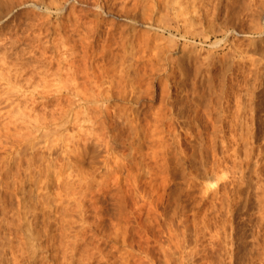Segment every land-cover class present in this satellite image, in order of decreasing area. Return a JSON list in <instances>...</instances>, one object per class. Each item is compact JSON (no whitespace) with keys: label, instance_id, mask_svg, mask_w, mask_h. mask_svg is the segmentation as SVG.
Returning a JSON list of instances; mask_svg holds the SVG:
<instances>
[{"label":"bare ground","instance_id":"obj_1","mask_svg":"<svg viewBox=\"0 0 264 264\" xmlns=\"http://www.w3.org/2000/svg\"><path fill=\"white\" fill-rule=\"evenodd\" d=\"M21 1L22 0H19V2L17 0H0V25H2L1 23H3L4 21H6L5 19L7 17H10V14L14 13V11L16 10L15 8L21 7L25 3V0L22 1L24 3H22ZM90 1H88V0H27V4L31 3V4H28V6L31 5L34 8V10H36V9L39 10V14H37L34 17V19H32V20H30L31 19L30 18L29 19L30 21L28 20L29 22L28 21H27L28 23L26 22L27 24L24 22L26 27H25V30L23 32H21V34L19 33V35H18V32L16 35H15V33L14 34L11 33L14 37L13 36L10 37V35L8 33L11 32L12 30H14V27H13V29H11V31H9V29L7 30V32H8L7 34L9 35V37L5 34V32H6L5 30H4L5 32H3L4 35L2 34L3 37L0 35L1 36L0 37V152L1 151L4 152V148L5 149L7 148V146L5 147V145L7 143V145H10V144L12 145V146L10 145L11 149L9 148L10 146L8 147L10 150V151L8 150V152L12 153V154L13 153L17 154V157L16 156H10L11 154L8 156V152L6 153V150H5V153L7 155L6 156L3 155L2 158L0 157L1 158L0 159V186L3 187V189L5 188V191L7 189L10 191L17 189V190H19V192H17V190H16L17 194L18 195H19V193L22 194L21 196H17V197L15 196L17 198V200L20 199V201L17 202L19 204V206H17V205L15 206V207H17V209H14V207L7 206L8 203L6 204V202H9L10 200H8V198H7L8 201L5 200L6 197L3 200L4 196L3 197L1 196L2 201H0V202H2V204L4 205L3 207L5 209V212H4V214H2L3 213L2 211H4V209L2 207L3 210L1 209L2 213L0 212V214H2V215H0V221L3 222L2 219L5 221V223H4L5 228H6L7 232L10 231L9 232L10 234L8 237H6L5 234H7V233H5V234L2 233V232H4L3 231L4 228H2V226L0 224V246H1V250L3 252H9V254L10 253L12 254V255L11 254L10 255H11V257L13 256L12 258H13L14 264H20L22 261V258L25 260L27 259L26 262L29 261L28 264H75V262L77 263L76 260H79L81 264H91L90 262H88V260L90 259V256H91V254H89V253H91L90 252L91 247H93V245L95 244L93 238H91V235L93 236L97 232L98 228L102 227L100 225V223L103 222V220H104L103 218L101 220L102 212H103L102 208H100L98 206L96 207V205L100 202V200L98 199L97 193L100 191L105 197V194L109 192V189L114 188V186H112V185H115L116 184L115 181L118 180V177L113 178V176L115 174L118 176V174L120 173L121 176L126 179V181L131 180L128 177H131L132 173L130 174V172H132L134 169V165H135L134 161L136 159L134 158L135 160L134 161L131 160L133 162H130V156L135 157V155H136V157L139 156L140 159L143 160V158L148 155V154H146V151H148L147 153H150L151 157L156 156L157 160H158V157H160L161 159L163 158L164 162L161 159H159L160 160L159 162L165 163L164 166H162L159 162H158L159 164L157 163L158 165H161L160 167L158 166L159 167L158 170L161 171L159 173L162 174L165 171L171 173V168L173 166L176 167V164H173L172 159L175 158L177 160L182 155H183V157H181V158L183 160L187 159V157H188L189 160L192 162V160L195 158L194 161L195 160L198 161V159H200V161H202L204 166L206 164L208 165L209 162L208 163L206 162L205 155H207V157L209 156L208 157V159H209L210 156H212L216 150H218V151H216V154L219 151L221 152V150H219V148L217 149L218 145H220V142H221L224 145V148L226 149L223 152L226 154H224L223 152L221 154H217L218 158H216L217 155H215L216 159L215 158L214 159L216 161H214L213 158L209 159V161L212 159V161H214V163H216V164H214V166H213V162L210 161L212 163V167H214L213 175L212 176L210 175L208 177L205 175L207 178L204 180L205 181L204 184H206V186H208V187H210L211 185H214L215 182L216 183L218 182L217 179L221 173H224L222 171H225V168H226V170H227V168L229 170V167L224 166L225 167L224 168L223 166H221V164L224 165L222 162L227 161L226 159H228L229 156L233 155L234 157L231 159L235 158V160L238 161L237 163L238 164L240 163L239 165L236 164L237 166H239L238 167V170H239L238 171L239 172L238 177H239L240 172H241V176L238 178L239 180L237 182L239 187H241V183L244 182L243 181L244 175H245L244 171H246L248 169L247 166H249V164L252 163V162H250V159H248V158L252 157L253 154L255 155L256 150L259 152L258 156L260 155L261 162H263L264 148L261 147L260 145L258 146V143H256L254 140L259 135V133L255 129L256 128L257 129L262 128L261 127L262 121L260 120L259 115H257L259 117V120H260L259 122H257V117H256V114L258 112V107L255 108L252 106L253 102L255 101V97H256L255 94L256 93H229V94H227V96L225 95V93L224 94L221 93V95H222L221 98L218 100H214L213 99L215 97L214 94L213 95H212V93H203L202 94V93H200L201 91L198 93L196 91L197 89H195V91L197 93H191V96L193 95L192 97H190V94H187V96H184V95L183 96L184 97H190L192 99L191 102H192V104H194L195 111H198V109L203 106V103L205 104V100L203 102L204 98L206 100L208 99L206 101V103H208V105L207 104L206 105L209 106V108L206 109L207 111L205 113L208 115V117H209V115L211 116V118L210 117L209 118L212 121V122L210 121L212 123V130L207 131V128L209 129L208 124H207V128H205L203 130H196V129H199L197 127H199V123L201 122L199 120H200V118H202V117H199V115L197 116L196 114H195L196 115L195 117L193 116L195 119L194 121L192 120V122H190L189 124L187 123L188 126L181 127L180 126L181 124H179L180 128H183V130L181 129L182 131H180V129H178L177 124L180 121L179 116H180V113L183 112V110L181 111V109H183V108L178 107L180 109V110H178L179 111L178 112L179 115H178L176 113L177 106L174 104V102H173L174 100L172 101L173 96L175 95L173 92H175V90H173V92L171 91L172 85H170L168 82H170V79H172L174 76H176V74L178 72L181 74L180 75L178 73L181 77L183 75L184 69H181L179 66L175 67L173 62H172L173 65L171 67L169 66L168 59L170 60L171 58L168 54L171 51L173 52L172 49L175 48L176 44L173 43L174 42L173 40L168 39V41L166 42V45H168L167 43L169 42V46L166 47L164 44L165 43L164 40H167L166 39L167 37L163 38V36H162L163 33L161 32V31H163V32L169 31V32H171V34H173V31L179 32L180 26H182V29H183V27L186 29V30H183L185 32V37L190 36V37H193L195 39H198V38L202 39L204 37L203 39H206V40L205 41L202 40V41H204L203 43H205V45L210 46V48H216L222 42H224V49L225 48L227 49L228 47H231V46L233 47V48L232 47L230 48V50L233 52V57L237 56V58H240L242 60H244V58H246V60H244L242 63H240L241 68H245V67H247V65H251L254 67V69H252L251 72L249 71L250 75H251V74H255V71H256L255 68L257 69L258 67H260V65H264L262 63V62H264V50H259V52H257L256 49H250L249 50L247 47H244L243 45L239 46V45L232 44L234 40H231L232 39V35H231L232 33L231 32H234V31L238 32L242 36L243 35L249 36V35H253V34H258L261 36L259 38L260 39L259 41L264 43V26H261L260 22H258L256 24H254V23L251 24V26H249L248 30H244L243 28L239 29L241 27V26L239 27V25H241L243 23L242 19H240L239 21L234 22L232 24H229V22H228L224 26V33H223L224 37H223V39L217 40L215 42H211L212 38L209 37L208 36L209 34H207L205 32L208 29H206L204 27V29H206V30H203V28L200 27L203 25L206 26L204 24V20H208L207 19L209 16L208 14L210 13L208 11L210 9L207 8V5H208L207 0H171V1L169 0L170 2L167 0V2H168L167 4L171 5V7H174L175 9H173V10H176V12H175L176 18H171L172 16H169L170 12L167 13V12H164L162 8H161L162 10L160 9V6H162V4H160V2H162L161 0H150L152 3L150 2L149 3L150 5H148V7L145 6L146 5L145 3L147 2V0H145V2L143 4L140 3V0H135V3H133L134 0H132L133 5L131 3L129 4L131 6H127V4L125 2L123 3L122 0H121V2L119 0H117L120 3L118 4V2H117L114 4L117 5V8H119V5H120L121 9L119 8L118 11L115 8L114 4H111V3L109 4V3H107L108 1L106 2V0H105V3H107V4L104 3V0H93V2L91 1V4L93 3L92 9H95L99 12L101 11L100 13L95 11L98 13V14L96 13L97 17L99 16L97 22H95V23L91 22L90 20H89L90 22H87V20L90 17L88 16L89 18L86 19L87 15L85 12H88V10L82 9L83 11H85L84 13H82L83 11L80 9H79L80 11L76 10L78 7L77 6L78 4L82 3L83 5H85L84 3H86V5H87L89 2V5H90ZM123 1H127V0H123ZM250 1L251 2H248L249 4L254 3L255 5H257V7H261L262 9H264V0H259V1L250 0ZM109 2H111V1H109ZM113 2H115V0H113L112 3ZM142 2H143V0H142ZM163 2H165V0H163ZM209 2H212V1H209ZM216 2H218V1L216 0ZM127 3H129V2H127ZM215 3H214V6H217ZM244 4H246V3H244ZM249 4H248V6H249ZM169 5H167V8H169L168 7ZM209 5H210V3H209ZM23 6H25V5H23ZM79 6H81V5H79ZM239 6L241 7V5H239ZM244 6H246V5H244ZM128 7H132V8H128ZM144 7L146 9H144ZM252 7L253 6H251L250 10H252ZM247 8H249V7H247ZM169 9H171V8H169ZM203 9H204V11H203ZM160 10L163 12L161 13ZM77 11L80 12L81 14L80 13L78 14ZM201 11L204 12V15ZM95 12H92V13H95ZM105 12L107 14H110V15L111 14L113 15V13L117 14L118 15L117 21L118 20H120L121 22L127 21V24H129V26L125 25V28H121V30L119 29L120 33L117 34L118 36L115 35V32L112 34V32L107 33L108 31L105 32L108 34V36L105 33L103 35V33H102V30L104 29L103 25L106 22H104L105 18H103L104 15L101 13H105ZM116 12H118V13H116ZM240 12H241V9H240ZM89 13H91V9H90ZM89 13H87V14L89 15ZM255 13H257V12H254V14ZM192 14L197 15L198 19L196 18L197 16L194 17ZM245 14H246V12H245ZM254 14H252V15H254ZM258 15H260V17H259L260 20L261 19L264 20V13L258 14ZM203 16H204V18H203ZM254 16H256V15H254ZM54 17H57V18H56L55 24H52ZM179 18H182V19L179 20ZM252 18H254V17H252ZM202 20H203V22H202ZM110 21H112V19ZM221 21H223V20H221ZM112 22H115L114 19ZM224 22H225V20H224ZM15 23H17V22H15ZM24 23H23V25H24ZM106 24L108 25V23H106ZM110 24H111V22H110ZM110 24L107 27H109ZM136 26H141L144 29L143 28H142L143 30L138 29ZM187 26H188V28H187ZM117 27L118 26H116L115 28H117ZM109 28H111V27H109ZM16 29L17 28H15V30ZM19 29L21 30V28H19ZM122 29H123V31H122ZM214 29L215 28H213L212 30H214ZM16 31H18V30H16ZM16 31H14V32H16ZM30 31L34 32V34L32 32V35L30 34L31 36L34 35V37L29 36V38L31 37L30 41L33 40L32 43L29 41V39L28 40L26 39L27 40L26 41L27 47L32 48V50L30 48V51H28L29 56L27 55L28 56L27 57L26 56L27 49L26 48H20V47H21L22 43L25 44L24 40H25V38L28 37V33H30ZM110 31H112V30H110ZM132 31H134V32H132ZM159 32H161L162 34H160ZM211 32H213V31H211ZM219 33H221V32H219ZM104 36H107L106 39H104ZM173 36H175V34H173ZM101 37H102V40L104 42L100 41ZM218 37L219 36H216L215 40ZM29 43H31V44H29ZM100 43H102V44H100ZM134 45H136L137 48L136 47L135 48L137 50L139 49V51L135 52L136 49L133 48ZM164 47H166V48H164ZM97 48L98 49L100 48L101 51L97 50ZM93 49H95V52H96V50L100 52V54H99V52H96V53H98L97 54L98 58L97 57L94 58V55H92L91 51H94ZM33 50L41 52L42 56H40L39 53H37L39 55L37 57L35 51H33ZM51 50L53 51V58H56V60L58 59L57 55L62 54V52L66 55L62 61L59 59L57 60V65L59 64L58 66H52V67H56V68H54L56 70H53V71H52V68H50V65L51 64L55 65V61L47 63L46 60L43 59L45 61V64L47 63L48 65L49 64L50 65L49 66L41 65L43 61L41 62V64H40V61H38L39 64H37L38 63L37 58L39 60L40 59L39 57L42 58L43 56L48 54ZM190 50H188V48H184L183 52L186 54V56H188L190 59H192V61H193L194 57H196V58L200 57L199 53H198L199 56H197V55L195 56L194 55L195 51H193V50L190 51ZM201 50H206V49L203 47ZM201 50H199V51H201ZM253 50L256 51V52H253V54L255 53L254 55L249 56V57L243 56L245 53H246L245 55H247V54H249L248 52H251ZM151 51H153V53H154V55H152V57L149 56V54H148V52L150 53ZM208 51H209V49H208ZM90 53H91V55H90ZM64 54H62V56H64ZM195 54H197V53H195ZM99 55H100V57H99ZM35 56H36V59H35ZM91 56H93V58ZM148 56L150 58H148ZM46 57H48V56H46ZM209 58L210 57L205 56L206 61L209 60ZM34 59L36 61H34ZM145 59H148L149 63H150V61L151 62L153 61V63H150V65H149L151 67V64H152L151 71H150V72H152V74L146 68L148 66L146 63H145V65L143 64V68L142 67L140 68L141 64L135 65L137 62H142V60H145ZM190 59H189V61H190ZM195 59H194V62L196 60H198V59H196V60ZM235 60L236 59H234V61ZM203 62H205V61H203ZM203 62L201 61L200 65H197V69L199 71L203 67ZM43 64H44V62H43ZM214 65H216V64H214ZM42 66H44V67H42ZM199 66H201V67H199ZM208 66H209V64H208ZM251 66H249V67L251 68ZM207 67H205V68H207ZM205 68H204V70H206ZM198 70H197L198 73L196 72L197 75L199 74ZM139 71L145 72V73L143 72V76H142V74L139 73ZM195 71H193V72H195ZM201 71H203V70H201ZM186 72L187 71H184L185 74H186ZM159 73L167 75V79L165 81V84L161 87V92L159 94V95H161V100L158 102V103H160V106L155 112H153L152 114L150 113L149 116H148V114H145L146 110L143 111L144 116H145V120L141 121L140 120V117H141L140 114L142 113L141 109L145 108V104L143 102L148 98H152L154 100L156 97V88L157 87H156L155 82L162 78ZM261 73L263 74V72H261ZM261 73H259V74H261ZM147 74H149L148 76L152 78V81H151L152 83H151V86L148 85V87L146 88V86L144 84L145 83L144 82V79H145L144 76H146ZM207 74H209V73H207ZM256 74H258V73H256ZM201 75H203V72L201 73ZM37 76H39L38 79H40V82L47 83L48 86L46 84H44V86H47V88H44L45 90L42 88V87H44L43 84H42V87L38 84L39 82L37 81L38 80ZM261 76H259V77H261ZM209 77H210V75H209ZM205 78H208V77L205 76ZM256 79H258V77H256ZM182 80H184L183 77H182ZM221 80H223V79H221ZM49 81H51V83L52 82L54 83V84L52 83V87H51V85L49 86V84H51ZM258 83L256 81V84H258ZM36 84H37V86L41 87V88L36 87L37 90L43 89L46 92L47 89H49L50 92L49 91H47V92L52 93V94L64 93L63 91H65V93H80V96L79 97L77 96V97L81 100V102L83 101L87 105V107H86L83 104L84 107L87 108L86 111L83 112V114H82L83 116L81 118L82 120H84V123L81 124L82 120L80 121L79 118L74 116L75 114L73 113V108H72V106H70V103L71 104L73 103V100H72L73 98L71 100H69L70 99L69 97H71V96H69L70 94L68 95L69 97L67 96L68 99H66V101L68 100L67 103H69V104H67L65 102L64 97L62 98L59 95L61 97V98H59L57 95H54L55 100L58 101L55 104H57L60 108L54 109L51 112H50V110H48L49 109L48 104L50 103V100L52 103V99L49 97V96H52V94L47 95L49 93L46 92L47 94L45 93L46 95H44L43 90H42L43 96H40L41 98H37V99L35 97H33V95L30 93H29V95H32V96H30V98H29V95L27 97H25V95H22V97L23 96L25 97V99H24L25 101L28 98L32 101H30L28 99L30 101V102H27L28 100L26 101L28 104H26V102H24L26 105L23 106L24 103L21 105L23 99L21 97L22 100L20 101V97H18V98L15 97V96H17L16 89H17L18 94H19V92L21 93V91H26V92L30 91V88L31 89L33 88V91H36V89H34V86H36ZM57 85L59 87L56 89L55 87ZM218 85H220V84H218ZM262 85H263V83H262ZM2 86H4L3 88H5L6 86H11L8 88V90H10L14 87L13 89L15 90V92L12 94L13 91L11 90L12 91V92L10 91L11 93H7V92L2 93L5 90L2 88ZM200 88H202V87H200ZM252 88H254V87H252ZM6 91H7V89H6ZM193 91H194V89H193ZM22 93H24V92H22ZM37 94L40 95L41 93L40 94L37 93ZM177 94L180 97H182L183 93L181 92V93H177ZM11 95L12 96L15 95V96L12 97ZM223 95H225L227 98L226 104L224 103V105L222 102L223 98H224ZM31 97L34 99H32ZM36 97H38V96H36ZM65 98H66V96H65ZM38 99H40V100H38ZM232 102H234V104H236L235 108L231 107ZM4 103L5 104L7 103V104L5 105ZM3 105H5L4 110H3V107H1ZM53 105H54V103H53ZM127 105L130 107L127 108ZM213 106H215V108H212ZM22 107H24V108L22 109ZM49 107H50V105H49ZM84 107L81 106V108H84ZM5 108H8V110L7 109L5 110ZM40 109L43 110V113L41 112L42 110H40ZM2 110L4 112L5 111L6 112L3 113ZM22 110H23V112H22ZM39 111H40V113H39ZM16 112H17V115H19L21 112L23 114L25 113V115L27 114L26 115L27 119L30 118V116H32L33 119H36L34 121H37L36 116L39 113L40 114V116L38 115L39 118L40 119L43 118V119L41 120L42 123L40 121L41 125H39L40 124L39 121H38L37 125H39V127H40V126H43L42 124H44L43 130L38 128V126L36 125L37 122H34V123L36 125L35 129L38 128L35 131L38 132L41 130L40 131L41 133L39 132L40 134H38L36 132V135L38 134V136H34L33 132L29 131L30 129L32 130V127L31 128L29 127L30 124L26 125L29 127V130H25L23 125H25L27 123H25V121H23V120L27 121V119L24 115H23V118L24 117L25 118L23 120L21 118L22 117L21 114L18 116V117L21 116L20 117L21 122H23V124L21 126L20 123L19 124L17 123V122H19L18 120H20V119H17ZM13 113H15V115ZM214 113H217V115H216L217 118L212 117V114H214ZM34 114H36V116ZM218 114H220L219 115L220 117L218 116ZM12 115H14V116H12ZM151 115L153 116V119L151 118L152 117ZM70 116H74V117L71 118ZM14 117L16 120L12 119ZM181 119H182V116H181ZM71 120H74V124L76 122L78 123V121H80L79 122L80 124H78V125L76 124L78 126L77 128H79V131L77 132L78 134H75L77 136L73 137V139L70 140L71 144L69 143L67 145L68 148L66 149V147H65V148H63V149H65L64 151L61 150L62 152L65 153L64 155L66 156V157L64 156L65 157V161H64L61 158L63 154L60 153L61 156L58 158L59 155L57 153H59V152H57V150L60 148H57L58 147L57 144L59 142V141L57 142V140L59 139V137L62 138L63 136L62 135H61L62 137L59 136L60 135L58 133L59 130L57 131L56 129H58V127H59V129H60V127L61 128L65 127L68 124V122H70ZM51 123H53L54 126H52V127L49 126V124L51 125ZM60 123H61V126H60ZM31 124H33V123H31ZM225 124H227L228 125L227 127H230V129L233 132V133L231 132L233 135H230V140L226 139V136L228 134L226 135L224 133L225 132L224 129L226 128ZM55 126L56 127L58 126V127L56 128ZM28 127H26V129ZM49 127H51L50 128L51 130L49 129ZM194 127H196V129H195V132L197 131L196 133L194 132ZM54 128L56 131L54 130ZM4 131L6 133H4ZM54 131L59 134V135L57 134L58 137L56 136L58 139L55 138V136L53 137L51 135L53 138L56 139V141L52 139V142H51L50 136H48V135H50L51 132L53 134ZM183 132L184 133L186 132L189 134L188 136H186L187 139L191 138V140L189 139V141H190L189 144L187 142L188 140L185 142V140L181 138V133L183 134ZM60 133H61V131H60ZM150 133L153 136V138L149 137ZM260 134H262L263 140H264V130H263V133H260ZM125 137H128V138L124 139ZM37 138L43 139L42 141H40V143H42V145H43L41 148H38L39 147L38 145H40L39 142L37 143L38 145L35 144L36 142L34 141V139H37ZM63 139L61 142H59L60 145L65 141V140L63 141ZM53 141H55L56 143ZM122 141H124L123 143H125L126 141L128 142L127 144L130 146H127V144H125V146L133 149L131 151V153L129 152V154L126 155V154H124L123 150H122L123 153L122 152H120L121 154L117 153V152H119V150H117L116 144L118 142H122ZM155 142H157L158 144L157 143L156 144L159 145L158 148L160 150L158 148H156L157 145L155 146V148L158 149V151L151 150L152 149L150 147L151 144H152L153 149H155L153 146V144H155ZM259 142H260V140H259ZM35 145H37V146H35ZM64 146L65 145H63V147ZM229 146L232 149H229L230 148ZM36 147L38 148V150ZM59 147H61V146H59ZM173 147H174V149L177 148L176 149L177 152L173 151L175 153V155L173 154L174 158L171 157L173 155H172V152H170V149H172ZM146 148L147 149L149 148L151 151L149 149L144 151ZM12 149H14V150L11 152ZM29 149H30V151L32 150L31 153H30ZM34 149H36V151H34ZM188 149L190 150V152L192 151L190 155L185 152V151H188ZM210 149H212L214 152L211 153V155L206 154V152L210 151ZM212 150L210 152H212ZM28 151L30 154L26 153ZM58 151H60V150H58ZM3 152H1V154H4ZM22 153H23V155H22ZM24 153L26 155H24ZM38 153H40V157L38 156L39 155ZM55 153L58 156L55 155ZM27 154L29 155V158H24L25 156H27ZM114 154H117V155L119 154L120 156H116ZM53 155L57 156V158L52 157ZM96 155L100 159V160L98 159L97 162H95L97 159ZM98 155L101 156L102 158L99 157ZM219 155H221V156L224 155V156L221 157ZM219 157H221V158H219ZM253 157L256 158V155ZM23 158L26 160V161L25 160L24 161L26 162V164L29 167L32 166L33 168H36L34 166L38 165L37 168H39V170L36 169L38 172L34 171L35 169L33 170V172H32V170H31V172H30V170H28L30 173H28V175L25 174L23 177V178L27 177L26 179H24L25 181H22V179H23L22 178L23 175L21 174L22 172L19 173V175H22L20 177L18 174L15 173L16 171L18 173V171H20L21 169H23L22 171L25 172V170H24L25 166L28 167L27 165H25L23 167L22 163L25 164V162H23ZM146 158H148V157H146ZM156 158L155 159L153 158V160L157 162ZM257 158H258L257 160L259 161V157H257ZM89 159L91 160V163H92V161L94 163H97L96 164L97 167L94 166L95 164L92 163L94 167L88 168L89 166H86V165L90 164V167L92 166ZM140 159L138 158V160H140ZM149 159L150 158H148V160H146V161H148L147 164L149 163L150 165H152L151 162H154V161L151 159L149 161ZM142 160L139 161L140 164H143ZM248 160H249V162H248ZM146 161H144V162L146 163ZM177 162L180 163V161H177ZM234 162H236V161H234ZM36 163H38V164H36ZM226 163H225V165H226ZM16 164H18V165H16ZM147 164H146V166H149V164L148 165ZM193 164H195V162H192V165ZM196 164H197V162H196ZM196 164H195V167H196ZM255 164H257V163L255 162ZM15 165H16V167H15ZM203 165L201 164L202 167H200L201 168L200 171L197 170L199 173L201 171L205 170V169H203ZM207 165H206V170H207V168L211 167L209 165L207 167ZM236 165H234V166H236ZM135 166L139 167L138 162L136 163ZM230 166H231V163H230ZM150 167H152V168H150V172L153 169L157 170V168H155V166H153V165ZM175 167H174V169H175ZM212 167L210 169H213ZM263 167H264V163H263ZM15 168H17V169H15ZM33 168H30V169H33ZM217 168H218V171H216ZM219 168H221V169L219 170ZM261 168L259 169L260 171L258 170V168H256L257 170L256 169L255 170L258 171V173L259 172L261 173ZM100 169L105 170V172H103L104 170L103 171L101 170L103 172V175H104V177L101 176V177H103L102 180H101V177H99L101 173L99 174V172H98ZM194 169L195 168H193V170H191V171L194 172L196 170V169L195 170ZM234 169L237 170L235 167L232 170H234ZM106 170H107V172H106ZM155 170H154V172H155ZM184 170H186V169H184ZM68 171H71V173L65 175V173ZM197 171H195V172H197ZM229 171H228V173H230ZM34 172H35V175L33 174ZM154 172H152V173H154ZM190 172H189V174H190ZM192 172H191V175H194V174H192ZM210 172H212V171L210 170ZM97 173L99 174V176L97 175V177L100 178L98 180H100L99 185L101 187L98 185V183H96V182H98V180L96 178ZM104 173H108V175H106ZM145 173L149 174V172H145ZM155 173H154V175H155ZM142 174H144V173H142ZM161 174L158 175V173H157L156 175L161 177L162 176ZM201 174L204 175V173H202V172H201ZM205 174L208 175V172H206ZM64 175L67 177H65ZM197 175H199V174L197 173ZM202 175H199V176L202 177ZM234 176H235V174L232 177H229L230 179L234 178V181L229 180V181H232V182H230V184L234 183V182L236 183L237 178H236V176L235 177ZM135 177H137V175ZM145 177H147V176H145ZM148 177H150V176H148ZM20 178H22V179L20 180ZM110 178H112L113 181L115 179V181H114L115 184L110 185V186H112L111 188H109V185H108L107 189H106L105 185L102 183L103 182L106 183L107 180L111 181V183H112V180H109ZM132 178H134V176H132ZM161 178H163V179H161ZM161 178H160L161 180L158 179L160 182L157 180L158 182L156 181V183H160V185L163 184V191L166 192V189L169 190L170 188L169 189L167 188L168 187V181H165V182H163V181L167 180L169 178L171 179L172 177H167V179H166L164 176H162ZM176 179H177V177H176ZM245 179H246V176H245ZM132 181L133 180H131V183H133ZM138 181L139 180H137V181L134 180V183L132 185L133 187H135V189H138L137 188L138 184L136 185V182L139 183ZM147 181L149 183L148 186L151 185L150 180L147 179ZM154 181L155 180H153V182ZM197 181H199V180H197ZM226 182H227V180H226ZM226 182H224V184H227L226 185L227 187L226 186L224 187V185H223L224 190H225V188L226 189L228 188V182L227 183ZM121 183H123V182H121ZM126 183H125V185H126ZM151 183H152V181H151ZM53 184H55L57 187L53 186ZM129 184L130 183L128 182V185ZM134 184H135V186H134ZM177 184H179V183H177ZM32 185H34V186L36 185L35 187H37L38 189H36L35 191H37V192L34 191V193H33ZM116 185L118 186V182ZM152 185L159 188L158 184H157V186L155 185V182L152 183ZM152 185L149 186L151 188V191L155 189V187ZM218 185H219V183H217V186ZM232 185L237 186L235 188H239L238 185H235V184H232ZM52 186H53V188L55 187L56 190H53ZM132 186H130V187H132ZM234 186H233V189L231 187L232 190H230V187H229V190L233 192V190H235ZM118 187H120V186H118ZM125 187H128V186H125ZM138 187H140V184ZM95 188H97L95 191L98 190L97 193H95V191H94ZM115 188H116V186H115ZM122 188L124 189V186ZM191 188H192V186L190 187V189ZM259 188H262V187L259 186ZM118 190H120V189H118ZM193 190H195V189H193ZM214 190H215L214 191L215 194H219L220 186L218 189L216 187V189H214ZM237 190L240 191V192L238 191L239 192L238 195H240L241 192L243 191V190L241 191V188L236 189L235 191H237ZM0 191H1V189H0ZM158 191H159V193H157ZM158 191L156 192V189H155L154 193L156 192L157 195H159V197L164 195L163 194L164 192L162 191V189H161L162 195H160V190H158ZM181 192H183V191H181ZM192 192H194V191H192ZM10 193L8 194V196L10 195ZM118 193H120V192H118ZM125 193H127V192L125 191ZM222 193H224L223 190H222ZM11 194L13 195V194H15V192L13 191V193H11ZM226 194H228L227 191H226ZM33 195H34V197H33ZM109 195H111V193H109ZM244 195H245V193H244ZM257 195H259V194H257ZM262 195H260V196L262 197ZM193 196H194V194H193ZM142 197H143V195H142ZM229 197H230V195H229ZM217 198H219V197H217ZM231 198H229L230 201H232ZM11 199H13V198H11ZM148 200H150V199H148ZM226 200L229 201L228 198ZM254 200H256V199H254ZM120 201H122V200H120ZM189 201H191V200H189ZM91 202H92L93 206L95 205V208L91 205ZM123 202H125V201H123ZM123 202H120V203L118 202L119 204L117 203V205H118L117 210L120 208L119 211H120V214L122 212L121 215H123V212L126 211V209H125L126 205H125V203L123 204ZM141 202H143V200ZM159 203H162V201ZM198 203L197 204L195 203V204L196 205L201 204V203H199V204ZM139 204H141V203H139ZM142 205H143V203H142ZM196 205H194V207H196ZM217 205H219V204H217ZM226 205H228V204H226ZM261 205L264 206V204H261ZM261 205H260V209L262 208ZM140 207H141V205H140ZM12 208L14 211L15 210L16 211L14 212L13 210H11L13 212V214L11 213V211H9L10 212V214H9L8 210H10ZM132 208H133V206H132ZM199 208H201V207H199ZM207 208H209V207H207ZM214 208H216V207H214ZM214 208L212 210H215ZM114 209H116V208H114ZM90 210H92L91 212H93V214H96L98 216L97 222H93L92 220H89ZM149 210H151V209H149ZM194 210H195V208H194ZM196 210H198V209L196 208ZM196 210L194 212H196ZM199 210H201V209H199ZM203 210L206 211L205 209H203ZM216 210H217V208H216ZM119 211H117L118 212V218H120L119 217ZM187 211H189V210L187 209ZM208 211H210V208L208 209ZM218 211H217V213H218ZM261 211H264V210L261 209ZM147 212H149V211L147 210ZM190 213H191V211H190ZM209 213L210 212H208L207 214H209ZM133 214H131V215H133ZM207 214L205 216H207ZM121 217H123V219H126V221L123 220L126 225L125 226L124 225H121V226L117 225L116 222L119 224H120V222L116 219V222H115L116 225H115V227L113 226L115 229L112 230L111 235L113 238L115 237L116 240L119 238L121 240V237H122L123 239L121 241L123 242V244L125 243V245H126L128 240H129V243H132V241H133V240H131V242H130L131 236L129 238L131 226L128 225V222H129L128 219L130 217H128V218L127 217L125 218V216H121ZM138 217H140V216H138ZM248 217H249V215H248ZM151 218H152V215H151ZM261 218L264 219V217H261ZM205 219L206 218H204V220ZM22 220H24V221L27 220V222L25 221L27 223V225ZM204 220L202 219V221H204ZM236 220H237V218H236ZM91 221L93 223H96V224L98 223L97 225H99V227L96 225V227H98L97 229L95 228L96 230L93 229V227H95L94 226L95 224L93 226H91V224H92V223H90ZM167 221L169 222V220H167ZM174 221H175V219H174ZM198 221H200V220H198ZM130 222H131V220H130ZM262 222L264 223V221H262ZM22 223H24L25 226L22 225ZM199 223H201V222H199ZM203 223H205V226L203 225L204 227H206V225L207 226L209 225V223L206 224V221ZM146 224H147V222H146ZM175 224H177V223H175ZM178 224H179V222H178ZM88 225H90L91 227H88ZM198 225H200V224H198ZM23 226L24 227L27 226V228H26L27 232H25L26 229ZM223 226H224V223H223ZM255 226L257 227L256 224H255ZM146 227L148 228V226H146ZM184 227H186V226L184 225ZM168 228H170V227H168ZM199 228H201V227H199ZM107 229H108V227H107ZM183 230H184V228H183ZM203 230H206V229H203ZM201 231H202V229H201ZM205 232H207V231H205ZM214 233H216V232H214ZM225 233H226V231H225ZM13 234H15V235H13ZM152 235H153V233H152ZM10 236H12V237H10ZM180 236H181V234H180ZM183 236H185V233ZM221 237H220V239H221ZM183 238H181V239H183ZM155 239H156V237H155ZM159 239H160V237H159ZM211 240H213V239L211 238ZM253 240H255V238ZM102 241H103V239H102ZM170 241H171V239H170ZM142 242H143V240H142ZM214 242H216V241H214ZM104 243H102V244H104ZM202 243H203V240H202ZM202 243H200V244H202ZM20 244L22 245V248H21ZM99 245H101V244H99ZM182 245H184V244H182ZM82 246H84V247H82ZM131 246H134V244ZM136 246L138 247L139 244ZM199 246L197 248H199ZM203 246H205V245H203ZM208 246L210 247V244ZM95 249H99L98 246L95 247ZM236 251H237V249H236ZM239 251L240 250H238V252ZM225 252H226V250L224 251V253ZM140 253H142V252H140ZM163 253L164 252H162V254ZM213 253H212V255H213ZM249 253H250V251H249ZM106 254H109V250H108V253H106ZM158 254H161V253H158ZM6 255H7V253H6ZM256 256H257V254H256ZM5 257L6 256L4 253V258ZM8 257L9 256L7 255V258ZM11 257H9V258H11ZM186 257H188V254ZM91 258H93V256H91ZM196 258H194V259H196ZM224 258H225V256H224ZM19 259H21L20 263H19ZM260 259H261V257H260ZM2 260H4V259L2 258ZM2 260H0V264H3V262L5 263V261L2 262ZM5 260H7V259L5 258ZM216 260H217V258H216ZM241 260L244 261L243 259H241ZM250 260L251 259H249V261ZM113 261H114V259H113ZM141 261H142V259H141ZM164 261L166 262V260H163V262ZM174 261H176V260H174ZM218 261H219V258H218L217 262ZM225 261H227V260H225ZM115 262H117V261H115ZM204 262L206 264V261H204ZM245 262H246V260H245ZM11 263L8 262L7 264H11ZM142 263H143V261H142ZM149 263L150 262H148V264ZM174 263H176V262H174ZM209 263H211V261ZM168 264H170V263H168ZM189 264H191V263H189Z\"/></svg>","mask_w":264,"mask_h":264},{"label":"rangeland","instance_id":"obj_2","mask_svg":"<svg viewBox=\"0 0 264 264\" xmlns=\"http://www.w3.org/2000/svg\"><path fill=\"white\" fill-rule=\"evenodd\" d=\"M18 2H19V0H17ZM23 1V0H22ZM21 1V2H22ZM88 1H90V0H88ZM92 2H93V0H91ZM91 1H90V5H89V2H88V4L86 5V3H84L85 5H83L82 3L81 4H78L77 6V9L76 10H78V11H80V10H82V9H84V10H88V12H85V11H83L82 13H86V19H88L89 17V19L87 20V22H97V20H98V17H97V14L98 13H100L99 11H97V10H95V9H92L93 7H92V4H91ZM108 1V2H107ZM109 1H111V2H109ZM112 1L113 0H106V2L107 3H111V4H114V3H117L118 2V4L121 2V0H119V1H117V0H115V2H113L112 3ZM162 2H160V4H162V6H160V9L162 8L163 9V11L164 12H170L169 13V16H172L171 18H176V16H175V12H176V10H173V9H175L174 7H171V5H169V4H167L168 2H167V0H165V2H163V0H161ZM169 1V0H168ZM171 1V0H170ZM169 1V2H170ZM209 1H212V2H209ZM218 2H216V0H207V4L209 5V3H210V5L208 6L207 5V8L208 9H210V10H208L209 12V16H208V20H204V24L208 27H206V26H204L203 24V26H200V27H202L203 28V30H206V29H208L207 31H205L207 34H209L208 36L209 37H211L212 39V41L211 42H215V41H217V40H220V39H223V33H224V26L229 22V24H232V23H234V22H237V21H239L240 19H242L243 20V23L241 24V25H239V29H241V28H243L244 30H248V28H249V26H251V24H256V23H258V22H260V25L261 26H264V20H260L259 19V17H260V15H258V14H263L264 13V9H262L261 7H257V5H255L254 3H248V2H251L250 0H217ZM257 1H259V0H257ZM122 2L124 3H126L127 4V6H131V5H129L130 3L132 4V0H127V1H123L122 0ZM127 2H129V3H127ZM145 2V0H143V2H142V0H140V3L141 4H143ZM151 1L150 0H147V2L145 3L146 5L145 6H147L148 7V5H150L149 3H150ZM216 2V3H215ZM223 2V3H222ZM234 2V3H233ZM22 3H24V2H22ZM104 3H105V0H104ZM103 3V4H104ZM107 3H105V4H107ZM122 3V4H123ZM133 3H135V0H134V2ZM152 3V2H151ZM214 3L217 5V6H214ZM244 3H246V4H244ZM27 0H25V3L23 4V5H25V6H21V7H18V8H15L13 11H14V13L13 14H10V17H7L5 20L6 21H4L3 23H1L2 25H0V35L2 36V34L4 35V33L3 32H5V34L9 37V35H10V37L11 36H13L12 34H14L15 33V35L17 34V32H18V35H19V33L21 34V32H23L24 30H25V27H26V25H25V23L30 19V20H32V19H34V17L37 15V14H39V10H34V8L30 5V6H28V4H31V3H28L27 5ZM108 4V5H109ZM121 4V5H122ZM171 4V3H170ZM248 4H249V6H248ZM253 4V5H252ZM79 5H81V6H79ZM115 5V8L117 9V11L119 10V8H120V5H119V8H117V5L116 4H114ZM133 5V4H132ZM167 5H169L168 7L169 8H171V9H169V8H167ZM239 5H241V7L239 6ZM244 5H246V6H244ZM144 6V5H143ZM236 6V7H235ZM251 6H253L252 7V10L254 11V12H257V13H255L254 14V12L252 11V10H250V8H251ZM30 7V8H29ZM88 7V8H87ZM217 7V8H216ZM231 7V8H230ZM247 7H249V8H247ZM257 7V8H256ZM128 8H132V7H128ZM143 8V7H142ZM213 10H212V9ZM224 8V9H223ZM80 9V10H79ZM90 9H91V13H89L90 12ZM121 9V8H120ZM144 9H146L145 7H144ZM161 9V10H162ZM166 9V10H165ZM205 9V8H204ZM204 9H203V11H204ZM223 9V10H222ZM232 9V10H231ZM240 9H241V12H240ZM247 9V10H246ZM255 9V10H254ZM258 9V10H257ZM260 9V10H259ZM35 12H34V11ZM93 10V11H92ZM160 10V12L162 13L163 11H161ZM178 10V9H177ZM239 10V11H238ZM246 10V11H245ZM77 11V12H78ZM95 11H97V12H95ZM203 11H201L202 13H203V15H204V12ZM34 12V13H33ZM92 12H95V13H92ZM217 12V13H216ZM226 12V13H225ZM235 12V13H234ZM239 12V13H238ZM245 12H246V14H245ZM80 12H78V14H79ZM87 13H89V15L87 14ZM97 13V14H96ZM116 13H118V12H116ZM224 13V14H223ZM233 13V14H232ZM81 14V13H80ZM101 14H103L104 15V17L103 18H105L104 19V22H106V23H108V25L110 24V22H111V24H110V26L109 27H111V28H109V27H107L108 25L105 23L104 25H103V30H102V33H103V35H104V33L106 32V31H108L107 33H109V32H112V34L115 32V35H117V34H119L120 33V30H121V28H125V25H128L129 26V24H127V21H120V20H118L117 21V14H114L113 13V15L111 14H107L106 12L105 13H101ZM164 14V13H163ZM239 14V15H238ZM246 16H245V15ZM251 14V15H250ZM252 14H254V15H256V16H254V15H252ZM194 17H196L197 15H195V14H192ZM191 15V16H192ZM230 15V16H229ZM236 15V16H235ZM251 17H250V16ZM89 16V17H88ZM108 16V17H107ZM159 16V15H158ZM221 17V18H220ZM241 17V18H240ZM244 17V18H243ZM252 17H254V18H252ZM56 18L57 17H54V19H53V21H52V24H55V21H56ZM197 19H198V16L196 17ZM203 18H204V16H203ZM202 18V19H203ZM237 18V19H236ZM239 18V19H238ZM249 18V19H248ZM96 19V20H95ZM112 19V21H113V19H114V21L115 22H112V21H110ZM180 19H182V18H179V20ZM232 19V20H231ZM9 20V21H8ZM29 20V21H30ZM90 20V21H89ZM94 20V21H93ZM221 20H223V21H221ZM224 20H225V22H224ZM255 20V21H254ZM28 21V22H29ZM246 21V22H245ZM248 21V22H247ZM15 22H17V23H15ZM25 22V23H24ZM27 22V23H28ZM118 22V23H117ZM121 24H120V23ZM202 22H203V20H202ZM231 22V23H230ZM263 22V23H262ZM23 23H24V25H23ZM26 23V24H27ZM114 23V24H113ZM117 23V24H116ZM208 23V24H207ZM239 23V22H238ZM116 24V25H115ZM246 24V25H245ZM17 25V26H16ZM115 25V26H114ZM122 25V26H121ZM16 26V27H15ZM106 26V27H105ZM116 26H118L117 28H115ZM120 26V27H119ZM124 26V27H123ZM243 26V27H242ZM13 27H14V30H12L11 31V29H13ZM138 29H142L143 27H141V26H136ZM141 27V28H140ZM204 27L206 28V29H204ZM211 29H210V28ZM4 28V29H3ZM15 28H17L16 30H18V31H16L15 30ZM19 28H21V30L19 29ZM110 30H112V31H110ZM187 28H188V26H187ZM213 28H215L214 30H212ZM2 29V30H1ZM9 29V31H11V32H7V30ZM116 29V30H115ZM120 29V30H119ZM144 29V28H143ZM142 29V30H143ZM5 30V31H4ZM105 30V31H104ZM183 30H186L184 27H183V29H182V26H180V30H179V32L177 31H173V34H175V36H173V34H171V32H169V31H165V32H163V31H161V32H159L160 34H162V36H163V38H166L167 40H164V44H165V46L167 47V46H169V42L167 43L168 45H166V42L168 41V39L169 40H173L174 42L173 43H175L176 44V46H175V48H173L172 50H173V52L171 51L168 55L170 56V60L168 59V61H169V66L171 67L172 65H173V63H174V66L176 67H180L181 69H184V71H187L186 72V74L184 73V71H183V75L180 77V75L177 73L176 74V76H174L172 79H170V82H168L170 85H172L171 86V91L173 92V90H175V92H173L175 95L173 96V99H172V101L174 102V104L177 106V108H176V113L178 114V110H180L179 108L181 107V108H183V109H181V111L183 110V112L182 113H180V123L178 122V124H177V126H178V129H180V131H182L183 130V128H180V126L181 127H183V126H188V124L190 123V122H192V120L194 121L195 119H194V117L197 115H199V117H202V118H200V120L199 121H201L200 123H199V127H197V128H199V129H196V127H194V132H195V129L196 130H203V129H205V128H207V124L209 125V129L207 128V131H209V130H212V121H211V116L209 115V117H208V115L205 113L207 110V108H209V106H207L208 105V103H206V101L208 100H206L205 98L203 99V102H204V100H205V104L203 103V106L201 107V108H199L198 109V111H195V107H194V104H192V99L190 98V97H192L191 96V93H199L200 91V93H212V95L214 94L215 95V97L213 98L214 100H218V99H220L221 98V93H225V95L227 96V94H229V93H256L255 94V101L253 102V107H258V112H257V114H256V117H257V122H259L260 120L262 121V124H261V127L262 128H260V129H255L258 133H259V135H258V137H256V139H254L255 140V142L256 143H258V146L260 145L261 147H263L264 148V140H263V136H262V134H260V133H263V130H264V65H260V67H258L257 69L255 68V70L257 71H255V74H251L250 75V72H251V70L252 69H254V67L253 66H251V65H247V67H245V68H241V65H240V63H242L244 60H246V58H244V60H242V59H240V58H237V56L236 57H233V52L230 50V48L232 47H228L227 49L225 48L224 49V42H222L218 47H216V48H210V46H208V45H205V43H203L206 39H195V38H193V37H190V36H188V37H185V32L183 31ZM219 30V31H218ZM223 30V31H222ZM14 31H16V32H14ZM122 31H123V29H122ZM146 31V30H145ZM210 31V32H209ZM211 31H213V32H211ZM218 33H217V32ZM2 32V33H1ZM32 32L33 31H30V33H28V37L27 38H25V40H24V42H25V44L24 43H22L21 44V47L20 48H26L27 49V53H26V56L28 55L29 56V53H28V51H30V48L29 47H27V45H26V41L29 39V41H30V38L31 37H34V35L33 36H31L32 35ZM132 32H134V31H132ZM131 32V33H132ZM184 32V33H183ZM209 32V33H208ZM219 32H221V33H219ZM9 35H8V34ZM12 33V34H11ZM107 33H105V34H107ZM170 33V34H169ZM232 34V39L231 40H234L233 41V43L232 44H234V45H239V46H241V45H243L244 47H247L249 50L250 49H256V51L257 52H259V50H264V43H262V42H260L259 40V38L261 37L260 35H258V34H253V35H240L238 32H231ZM31 34V35H30ZM33 34H34V32H33ZM206 34V35H207ZM221 34V35H220ZM239 35V36H238ZM0 36V37H1ZM22 36V35H21ZM29 36H31L30 38H29ZM107 36H108V34H107ZM107 36H104V39H106V37ZM118 36V35H117ZM216 36H219L218 38H216V40H215V37ZM3 37V36H2ZM14 37V36H13ZM111 38V37H110ZM172 38V39H171ZM237 38V39H236ZM27 39V40H26ZM33 39V38H32ZM202 40H204V41H202ZM28 41V42H29ZM100 41H102V42H104L103 40H102V37H101V39H100ZM202 41V42H201ZM27 42V43H28ZM31 43L33 42V40H31L30 41ZM256 42V43H255ZM31 43H29V44H31ZM261 43V44H260ZM24 44V45H23ZM100 44H102V43H100ZM171 44V43H170ZM31 46V45H30ZM208 46V47H207ZM136 47V45H134L133 46V48H135ZM166 47H164V48H166ZM195 47V48H194ZM205 48L206 50H201L202 48ZM29 48V49H28ZM137 48V47H136ZM135 48V49H136ZM184 48H188V50H190V51H195L194 52V55L196 56H199L200 55V57H198V58H196V57H194L193 58V61H192V59H190L188 56H186V54L183 52V50H184ZM233 48V47H232ZM196 49V50H195ZM201 50V51H199V50ZM208 49H209V51H208ZM31 50H32V48H31ZM94 51H91V53H92V55H94V58L95 57H97L98 58V56H97V54L98 53H96V52H99V51H101V49L99 48H97V50H99V51H97L96 50V52H95V49H93ZM33 51H35V50H33ZM136 51H139V49L137 50H135V52ZM256 51H251V52H248L249 54H247V55H243V56H247V57H249V56H252V55H254L253 54V52H256ZM94 52V53H93ZM35 53H36V56L38 57L39 55L40 56H42V54H41V52H39V51H35ZM37 53H39V55L37 54ZM91 53H90V55H91ZM96 53V54H95ZM195 53H197V54H195ZM198 53H199V55H198ZM210 53V54H209ZM62 54H64L63 52H62ZM62 54H59V55H57V58L59 59V60H63V58L66 56L65 54H64V56H62ZM99 54H100V52H99ZM148 54H149V56H151L152 57V55H154V53H153V51H151L150 53L148 52ZM27 56V57H28ZM36 56H35V59H36ZM46 56H48V57H46ZM148 56V58H150ZM174 56V57H173ZM205 56H208V57H210L209 58V60H207L206 61V59H205ZM62 57V58H61ZM92 58H93V56H91ZM99 57H100V55H99ZM168 57V56H167ZM186 57V58H185ZM40 59L38 60V58H37V62L38 61H40V64H41V62L43 61L44 62V64H43V62H42V64L41 65H45V66H49L47 63L49 62H52V61H55V65L54 64H51L50 65V68H52V71L53 70H56V69H54V68H56V67H52V66H58L57 65V60H56V58H53V51L51 50L48 54H46L45 56H43L42 58L41 57H39ZM47 58V59H46ZM49 58V59H48ZM169 58V57H168ZM190 59V61H189V59ZM198 59V60H196V59ZM207 58V57H206ZM34 59V61H36ZM43 59H45L46 60V64H45V61L43 60ZM53 59V60H52ZM177 59V60H176ZM180 59V60H179ZM194 59L196 60L195 62H194ZM203 59V60H202ZM205 59V60H204ZM234 59H236L235 61H234ZM248 59V58H247ZM97 60V59H96ZM148 59H145V60H142V62H137L135 65H140V68L142 67L143 68V64L145 65V63L149 66L150 65V63H153V61L151 62L150 61V63H149V60L147 61ZM225 60V61H224ZM227 60V61H226ZM33 61V62H34ZM137 61V60H136ZM175 61V62H174ZM201 61L203 62V61H205V62H203V67L201 68V70H203V71H199L198 69H197V65H200V63H201ZM213 61V62H212ZM238 61V62H237ZM241 61V62H240ZM144 62V63H143ZM173 62V63H172ZM235 62V63H234ZM149 63V64H148ZM172 63V64H171ZM263 64H264V62H262ZM37 64H39V62L37 63ZM171 64V65H170ZM208 64H209V66H208ZM214 64H216V65H214ZM228 64V65H227ZM202 65V64H201ZM205 65V66H204ZM146 67L148 70H149V72L151 71V67H152V64H151V67L149 66V67ZM208 66V67H207ZM249 66H251V68L249 67ZM42 67H44V66H42ZM169 67V68H170ZM199 67H201V66H199ZM198 67V68H199ZM205 67H207V68H205ZM228 67V68H227ZM58 68V67H57ZM150 68V69H149ZM204 68L206 69V70H204ZM199 71V74L197 75V70ZM249 69V70H248ZM261 69V70H260ZM196 70V71H195ZM190 71V72H189ZM193 71H195V72H193ZM205 71V72H204ZM250 71V72H249ZM142 72V73H141ZM143 72L144 71H139V73L140 74H142V76H143ZM197 72V73H196ZM203 72V75H201V73ZM249 72V73H248ZM261 72H263V74L261 73ZM145 73V72H144ZM151 74H152V72H150ZM207 73H209V74H207ZM218 73V74H217ZM247 73V74H246ZM256 73H258V74H256ZM259 73H261V74H259ZM160 75H161V79H159V80H157L156 82H155V84H156V97H155V99L153 100L152 98H148V99H146L143 103L145 104V108H142L141 109V114H140V120L141 121H143V120H145V116H144V112L143 111H145V114H148V116H149V114L151 113H153V112H155L158 108H159V106H160V103H158L160 100H161V95H159L160 94V92H161V87L165 84V81H166V79H167V75L166 74H161V73H159ZM195 74V75H194ZM149 74H147L146 76H144V84H145V86H146V88L148 87V85L149 86H151V81H152V78L151 77H149L148 76ZM166 75V76H165ZM178 75V76H177ZM209 75H210V77H209ZM261 76V77H259V76ZM141 76V75H140ZM151 76V75H150ZM205 76L206 77H208V78H205ZM218 76V77H217ZM223 76V77H222ZM251 76V77H250ZM38 77L39 76H37V79H38ZM177 77V78H176ZM182 77H183V79L185 80H182ZM186 77V78H185ZM248 77V78H247ZM256 77H258V79H256ZM181 78V79H180ZM212 78V79H211ZM247 78V79H246ZM221 79H223V80H221ZM252 79V80H251ZM146 80V81H145ZM149 80V81H148ZM209 80V81H208ZM212 80V81H211ZM39 83V85L42 87V84H43V86H44V84H46L47 85V83H45V82H40V79H38L37 80ZM188 81V82H187ZM211 81V82H210ZM231 81V82H230ZM247 81V82H246ZM251 81V82H250ZM256 81H257V83L258 84H256ZM50 83H51V81H49ZM172 82V83H171ZM176 82V83H175ZM180 82V83H179ZM53 83V82H52ZM52 83L51 84H49V86L51 85V87H52ZM182 83V84H181ZM210 83V84H209ZM222 83V84H221ZM248 83V84H247ZM262 83H263V85H262ZM54 84V83H53ZM218 84H220V85H218ZM225 84V85H224ZM246 84V85H245ZM261 86H260V85ZM183 85V86H182ZM198 85V86H197ZM244 85V86H243ZM252 85V86H251ZM254 85V86H253ZM5 86V85H4ZM4 86H2V88L4 87ZM40 86H37V84H36V86H34V89H36V91H33V88L31 89L30 88V91H21V93L22 92H24V93H20L19 92V94H18V92H17V89H16V93H17V96H15V95H13V96H15V97H20V101L22 100V103H21V105L24 103V102H26L29 98H30V96H32L33 95V97H35L36 99L37 98H41L40 96H43L42 94L44 93V95H46L47 93H49L50 91H49V89H47V91H49V92H45L44 90V88H47V86H44V87H42L43 89V93H42V90H37V88H39ZM220 86V87H219ZM256 86V87H255ZM9 87H11V86H6L5 88H3V89H5L2 93H5V92H7V93H11L12 91V94L15 92V90L12 88V89H10V90H8V88ZM37 87V88H36ZM40 87V88H41ZM59 86L57 85L55 88L57 89ZM184 87V88H183ZM186 87V88H185ZM200 87H202V88H200ZM208 87V88H207ZM230 87V88H229ZM250 87V88H249ZM252 87H254V88H252ZM258 88V89H257ZM6 89H7V91H6ZM178 89V90H177ZM193 89H194V91H193ZM195 89H197L196 91H195ZM220 89V90H219ZM222 89V90H221ZM249 89V90H248ZM251 89V90H250ZM12 90V91H11ZM158 90V91H157ZM187 90V91H186ZM205 90V91H204ZM9 91V92H8ZM11 91V92H10ZM180 91V92H179ZM242 91V92H241ZM26 92V93H25ZM33 92V93H32ZM52 92V91H51ZM64 93H54V94H52V93H49V94H47V95H51L52 94V96H49L51 99H52V103H51V100H50V103L52 104H48V110H50V112L52 111V110H54V109H59L60 107L57 105V104H55L56 102H58L57 100H55V96L54 95H57L59 98H63L64 97V100H65V102L67 103V101H66V99H68V97L69 96H71V97H69L70 99L69 100H71L72 98V100H73V103L71 104L70 103V106H72V108H73V113L75 114L74 116H76L77 118H79L80 119V121L82 120L81 118H82V114H83V112H85L86 111V107H87V105H86V103H84L83 101L81 102V100L78 98L79 96H80V93H65V91H63ZM183 93L182 94V97H180L177 93ZM215 92V93H214ZM217 92V93H216ZM15 93V94H16ZM28 93V94H27ZM29 93L30 94H32V95H29ZM37 93H41L40 95H38ZM46 93V94H45ZM263 93V94H262ZM70 94V95H69ZM186 94V95H185ZM187 94H190V97H184V96H187ZM21 95V96H20ZM22 95H25V97H27L28 95H29V98L25 101L24 99H25V97L23 98L22 97ZM61 97H60V96ZM69 95V96H68ZM75 97H74V96ZM158 95V96H157ZM177 95V96H176ZM184 95V96H183ZM225 95H223L224 96V98H223V105H224V103L226 104V96ZM12 96V95H11ZM12 96V97H13ZM36 96H38V97H36ZM54 96V97H53ZM56 96V97H57ZM65 96H66V98H65ZM68 96V97H67ZM73 96V97H72ZM78 96V97H77ZM220 96V97H219ZM21 97H22V99H21ZM53 97V98H52ZM178 97V98H177ZM32 98V97H31ZM157 98V99H156ZM175 98V99H174ZM180 98V99H179ZM32 99H34V98H32ZM54 99V100H53ZM30 100V99H29ZM27 101V102H30V101H32V100H30V101ZM38 100H40V99H38ZM37 100V101H38ZM26 102V104H28ZM64 102V103H65ZM260 102V103H259ZM53 103H54V105H53ZM76 103V104H75ZM5 104V103H4ZM7 104V103H6ZM5 104V105H6ZM25 103L23 104V106H25L26 105ZM67 104H69V103H67ZM66 104V105H67ZM80 104V105H79ZM86 106V107H84V105ZM207 104V105H206ZM5 105H3V106H1V107H3V110H4V106ZM49 105H50V107H49ZM78 105V106H77ZM129 105V104H128ZM127 105V108H129L130 106H128ZM193 105V106H192ZM235 105L236 104H234V102H232V104H231V107L232 108H235ZM258 105V106H257ZM81 106L82 107H84V108H81ZM205 106V107H204ZM75 107V108H74ZM179 107V108H178ZM263 107V108H262ZM24 107H22V109H23ZM41 108V107H40ZM194 108V109H193ZM212 108H215V106H213ZM8 110V108H5V110ZM75 109V110H74ZM261 109V110H260ZM2 110V111H3ZM40 110H42V109H40ZM180 111V112H181ZM6 112V111H5ZM4 111H3V113H5ZM22 112H23V110H22ZM20 113L21 115H22V120L26 117V115H25V113L23 114V113ZM42 113H43V110L41 111ZM147 112V113H146ZM195 112V113H194ZM197 112V113H196ZM39 113H40V111H39ZM37 114V116H36V114H34L36 117H37V121H34V120H36V119H33V117L32 116H30L29 114V116H30V118H28L27 119V117H26V119H27V121L26 120H23V121H25V123H27V124H25V125H23L24 126V128H25V130H29V127L31 128L32 127V130L30 129L29 131H32L33 132V135L34 136H38V134H40L41 132V130L40 131H35V130H37L38 128L39 129H42L43 130V127H44V124H42L43 126H40L39 127V125H41V123H42V119H40L39 118V116H40V114ZM41 113V114H42ZM72 113V114H73ZM199 113V114H198ZM14 115H15V113H13ZM19 114V115H20ZM71 114V115H72ZM196 114V115H195ZM14 115H12V116H14ZM16 115H17V112H16ZM19 115H17V119H20V120H18L19 122H17L18 124L20 123V125L22 126V124H23V122H21V118L20 117H18ZM23 115L25 116L24 118H23ZM33 115V116H34ZM39 115V116H38ZM179 115V114H178ZM206 115V116H205ZM215 115V116H214ZM217 113H214V114H212V117L213 118H217ZM220 114H218V116H219ZM257 115H259V117H260V120H259V117L257 116ZM28 116V117H29ZM74 116H70L71 118H73ZM152 116V115H151ZM150 116V117H151ZM181 116H182V119H181ZM194 116V117H193ZM42 117V116H41ZM149 117V118H150ZM220 117V116H219ZM35 118V117H34ZM39 118V119H38ZM70 118V119H71ZM139 118V117H138ZM152 119H153V116L151 117ZM150 118V119H151ZM12 119H14V120H16L15 119V117L14 118H12ZM69 119V120H70ZM184 119V120H183ZM203 121H202V120ZM38 121H39V123H40V121H41V123L39 124V125H37L38 124ZM80 121H78V123L76 122L75 124H74V120H71L70 122H68V124L65 126V127H63V128H61L60 127V129H59V127H58V129H56L57 131L59 130V134L57 133V132H55L56 130H55V128H54V132H53V134H52V132H51V134L50 135H48V136H50V141L52 142V139L53 140H55L56 141V139L55 138H57L58 136H57V134L59 135V136H61L62 138H60L59 137V139L57 140V142L59 141V142H61L62 141V139H63V141L66 143H62L61 145H60V143L58 142V144H57V148H60V149H58V150H60V151H58L57 149V152H59V153H55V155H57L58 156V158L61 156L60 155V153L61 154H63L62 155V159L65 161V153L64 152H62L61 150H65V149H63V148H65L66 147V149L68 148L67 147V145L70 143V140H72L73 139V137H75V136H77V135H75V134H78L77 132L79 131V128H77L78 126V124H80L79 122ZM211 121V122H210ZM34 122H37L36 123V125L38 126V128H36L35 129V123ZM31 123H33V124H31ZM82 123H84V120H82L81 121V124ZM188 123V124H187ZM205 123V124H204ZM30 124V125H29ZM77 124V125H76ZM179 124H181L180 126H179ZM26 125H29V127L28 126H26ZM34 127H33V126ZM28 127L27 129H26V127ZM49 126H54L53 125V123H51V125L49 124ZM60 126H61V123H60ZM225 126H226V128L224 129L225 130V134L227 135L226 136V139H228V140H230V135H233L232 133V130L230 129V127H227L228 125L227 124H225ZM42 127V128H41ZM51 127H49V129L51 128ZM56 127V126H55ZM56 127V128H57ZM203 127V128H202ZM145 129V128H144ZM182 129V130H181ZM34 130V131H33ZM51 130V129H50ZM53 130V129H52ZM60 131H61V133H60ZM179 131V130H178ZM206 131V132H207ZM36 132L38 133L37 135H36ZM40 132V133H39ZM197 132V131H196ZM195 132V133H196ZM228 132V133H227ZM232 132V133H231ZM4 133H6L5 131H4ZM56 133V134H55ZM231 133V134H230ZM54 137L55 136V138H53L52 136ZM150 135H151V133H150ZM149 135V137L151 138H153V136L151 135L150 136ZM189 134L188 133H184L183 132V134L181 133V138L182 139H184L185 140V142L187 141L188 142V144H189V139L191 140V138H189V139H187V137L186 136H188ZM57 136V137H56ZM229 136V137H228ZM228 137V138H227ZM126 138H128V137H125L124 139H126ZM155 138V137H154ZM259 138V139H258ZM149 139V138H148ZM43 139L42 138H37V139H34V141L36 142L35 144H37L38 142L40 143V141H42ZM154 140V139H153ZM156 140V139H155ZM253 140V141H254ZM259 140H260V142H259ZM55 141H53V142H55ZM74 141V140H73ZM125 141V140H124ZM124 141H122V142H118L117 144H116V147H117V150H119V152H117V153H119V154H121L120 152H122V150L124 151V154H129V152L131 153V151L133 150L132 148H128L127 146H130V145H128L127 143V141L125 142V143H123ZM170 141V140H169ZM154 142V141H153ZM152 142V143H153ZM56 143V142H55ZM157 142H155V144H153V146H154V148H155V146L158 144H156ZM71 144V143H70ZM122 144V145H121ZM124 144V145H123ZM125 144H127V146H125ZM222 143L220 142V145H218V147H217V149L219 148V150H221V152L219 153V152H217V154H221L224 150H226L225 148H224V145L222 144ZM11 145V144H10ZM10 145H7V143H6V145H5V147L7 146V148L5 149L4 148V152L3 151H1V152H3L4 154H1V152H0V157L2 158L3 157V155L4 156H6L7 154V152H8V150H9V148L11 149V146ZM38 145V144H37ZM37 145H35V146H37ZM41 145V146H40ZM40 145H38L39 147L38 148H41L43 145H42V143H40ZM63 145H65L64 147H63ZM263 145V146H262ZM10 146V147H9ZM59 146H61V147H59ZM124 146V147H123ZM175 146V145H174ZM220 146V147H219ZM222 146V147H221ZM231 146V145H230ZM229 146V147H230ZM9 147V148H8ZM127 147V148H126ZM152 149H151V148ZM149 148L151 149V150H153V151H158V147H159V145H157L156 146V148H158V149H153V147H152V144H151V146H150ZM161 147V146H160ZM37 148V147H36ZM38 148H37V150H38ZM148 148V149H149ZM162 148V147H161ZM222 148V149H221ZM27 149V148H26ZM131 149V150H130ZM147 148L144 150V151H146V150H148ZM149 149V150H150ZM173 149V150H172ZM172 149H170V152H172V155L174 154L175 155V153L173 152V151H175V152H177L176 151V149L177 148H175L174 149V147L172 148ZM229 149H232L231 147L229 148ZM5 150H6V153H5ZM14 149H12L11 150V152L13 151ZM40 150V149H39ZM55 150V151H56ZM150 150V151H151ZM160 150V149H159ZM212 149H210V151H211ZM10 151V150H9ZM29 151H30V149H29ZM29 151L28 152H26V153H29ZM32 151V150H31ZM31 151H30V153H31ZM34 151H36V149H34ZM54 151V152H55ZM210 151H207L206 152V154H210L211 155V153H213L214 151L212 150V152H210ZM216 151H218V150H216ZM216 151L213 153V157L212 156H210V158H215V155H217L216 154ZM40 152V151H39ZM126 152V153H125ZM148 151H146V154H148L146 157H148V158H150L151 160H153V158L155 159L156 158V156H150V153H147ZM187 154H191V152H190V150L188 149V151H185ZM29 153V154H30ZM123 153V152H122ZM224 153V152H223ZM232 153V152H231ZM258 151L256 150L255 151V155H256V158L255 157H253V156H255L254 154L252 155V157H250V158H248V159H250V162H252V163H250L249 164V166L251 167H249V166H247V168L249 169H245L246 171H244L245 173V175H244V179H245V176H246V179L244 180L243 179V181L244 182H242L241 183V187H239V185H238V178L241 176V172H240V175H239V177H238V174H239V170H238V167L239 166H237L236 164H238L237 162V160H235V158L234 159H231V158H233L234 156L232 155V156H229L228 157V159H226L227 161H224V162H222L224 165H222L221 164V166H227V167H229V170H228V168H227V170H226V168H225V171H222V172H224V173H221L220 174V176L218 177V182L217 183H219V185L217 186V183L215 182L214 183V185H211L210 187H208V186H206V184H204L205 183V179L208 177V176H212L213 175V171H214V167H212V163L210 162V161H212V159L209 161V159H208V157H207V155H205V157H206V162L208 163V165L209 166H211L213 169H210L211 167H209V168H207V170H206V165L204 166L203 165V163H202V161H200V159H198V161L197 160H195L194 161V159L192 160V162H195V164H196V162H197V164H196V167H195V164H193L192 165V162L189 160V158L187 157V159H182L181 157H183V155L179 158V159H175L174 158V155L173 156H171L172 158H174V159H172V161H173V164H176V167L175 166H173L172 168H171V173L173 174H171L170 172H167V171H165V172H163L162 174L161 173H159V172H161V171H159L158 170V168L162 165V166H164L165 165V163H163L164 162V160H163V158L161 159L160 157H158V160H157V158H156V160H157V162L156 161H154V162H151L152 163V165L153 166H155V168H157V170H155V169H151L152 171L150 172V168H152V167H150V166H152V165H150L149 163V166H146V164H147V162L148 161H146V160H148V158H146V157H144L143 158V160L142 159H140V157L139 156H137L136 157V155H135V157L133 156H130V162H133L135 159V165H136V163L138 162V164H139V167H137V166H135L134 165V169H133V171L132 172H130V174H131V177H128V178H130L131 180H133L132 182L134 183V180H139L138 182L139 183H137L136 182V185L138 184V186H139V184H140V187H138L137 186V188L138 189H135V187H133L132 185H133V183H131V180L130 181H126V179L124 178V177H122L121 176V174L119 173L118 174V176L116 175H114L113 176V178H117L118 177V180L117 181H115V179H114V181L116 182V184H117V182H118V186H120V187H118L116 184H115V182L112 180V178H110L109 180H112V183H111V181H108L107 180V182L106 183H102V184H104L105 185V187H106V189H107V186L109 185V188H111L112 186H114V188H111V189H109V192L108 193H106L105 194V197H104V195L100 192H98V190L97 191H95L97 188H95L94 189V191H95V193H97L98 194V199L100 200V202L96 205V207L98 206V207H100V208H102V217H101V220H102V218L104 219L103 220V222H101L100 223V225L102 226V227H100V228H98L99 227V225H97L96 223H93V222H97L98 221V219H97V215L96 214H93V212H91L92 210H90V218H89V220H92L90 223H92L91 224V226H93L94 224V226L95 227H93V229L94 230H96L97 228H98V230H97V232L92 236L91 235V238H93V240H94V242H95V246L93 245V247H91V253H89V254H91V256H93V258H91V256H90V259L88 260V262H90L91 264H148V262H150L151 264L153 263V264H168V263H170V264H189V263H191V264H205V262L204 261H206V264H208L210 261H211V263H209V264H264V223L262 222V221H264V219L263 218H261V217H264L263 215H264V211H261V209L262 210H264V206L263 205H261V204H264V167H263V163H264V158H263V162H261V158H260V155L258 156ZM11 154V155H10ZM39 155V157H40V153H38ZM117 155V154H114V155H116V156H120V155ZM138 154V153H137ZM152 154V153H151ZM224 154H226V153H224ZM16 156L17 157V154L16 153H9L8 152V156ZM22 155H23V153H22ZM21 155V156H22ZM24 155H26L25 153H24ZM188 155V156H189ZM37 156V157H38ZM57 156H52V157H56L57 158ZM65 156V157H64ZM99 156V155H98ZM219 156H221V155H219ZM224 155H222L221 157H223ZM24 157V156H23ZM64 157V158H63ZM96 157H97V155H96ZM99 157H101V156H99ZM133 159H132V158ZM179 157V156H178ZM185 157V156H184ZM221 157H219V158H221ZM257 157H259V161L257 160L258 158ZM0 158V159H1ZM24 158H29V155L27 154V156H25ZM23 158V162H25L26 160ZM60 158V159H61ZM102 158V157H101ZM135 158V159H134ZM138 158L140 159V160H142L143 161V164H140V160H138ZM216 158H218V155L216 156ZM215 158V159H216ZM98 157H97V159H96V161L95 162H97L98 161ZM150 159H149V161H150ZM159 159H161L163 162H159L160 160ZM197 159V158H196ZM214 159V161H216ZM254 159V160H253ZM25 160V161H24ZM100 160V159H99ZM131 160H133V161H131ZM189 160V161H188ZM208 160V161H207ZM236 161V162H234V161ZM89 161H90V163H91V160L89 159ZM137 161V162H136ZM144 161H146V163L144 162ZM177 161H180V163L179 162H177ZM214 161H212L213 162V166H214V164H216V163H214ZM233 161V162H232ZM258 161V162H257ZM161 164V165H158L159 163ZM175 162V163H174ZM177 162V163H176ZM199 162V163H198ZM228 164H227V163ZM248 162H249V160H248ZM255 162L257 163V164H255ZM58 163V162H57ZM92 163L93 164H95L94 166H96V164L97 163H94L93 161H92ZM91 163V164H92ZM111 163V162H110ZM142 163V162H141ZM158 163V164H157ZM203 165V169H205L204 171H201L202 173H204V175H202L201 174V172L199 173L198 171H200L201 170V168L200 167H202L201 166V164ZM225 163H226V165H225ZM230 163H231V166H230ZM233 163V164H232ZM23 164V167L25 166V165H27L26 164V162H25V164L24 163H22ZM21 164V165H22ZM36 164H38V163H36ZM93 164H92V166L90 167V164H88V165H86V166H89L88 168H93L94 166H93ZM147 164V165H148ZM240 164V163H239ZM238 164V165H239ZM248 164V163H247ZM16 165H18V164H16ZM16 165H15V167H16ZM111 165V164H110ZM208 165H207V167H208ZM234 165H236V166H234L237 170H232L234 167L233 166ZM246 165V164H245ZM28 166V165H27ZM38 166V165H37ZM37 166L35 165L34 167H36V168H33L32 166H28V167H26L25 166V168H24V170H25V172L24 171H22L23 169H21L20 171H18V173H17V171L15 172L16 174H18L19 175V173L20 172H22L21 174L23 175H19V177L20 176H22V178L24 177V175L25 174H27L28 175V173H30L31 172V170H32V172H33V170L34 171H37L36 169H38L39 170V168H37ZM99 166V165H98ZM113 166V165H112ZM159 166V167H158ZM191 166V167H190ZM216 166V165H215ZM262 168H261V167ZM97 167V166H96ZM95 167V168H96ZM174 167H175V169H174ZM187 167V168H186ZM205 167V168H204ZM222 167V168H223ZM233 167V168H232ZM246 167V166H245ZM254 167V168H253ZM258 168V170L261 168V173L259 172L258 173V171H256L257 169L256 168ZM22 168V167H21ZM27 168V169H26ZM29 168V169H28ZM30 168H33V169H30ZM43 168V167H42ZM149 168V169H148ZM154 168V167H153ZM190 168V169H189ZM193 168H195L194 170L195 171H197V172H192L191 170H193ZM223 168V169H224ZM15 169H17V168H15ZM184 169H186V170H184ZM202 169V170H203ZM212 171V172H210V170ZM221 168H219V170H220ZM256 169V170H255ZM263 169V170H262ZM19 170V169H18ZM28 170H30V172L28 171ZM104 170V169H100L98 172H99V174H100V176H99V174L97 173L96 174V178H97V180L98 179H100L99 177H101V176H103L104 177V175H103V172H105V170L102 172V171ZM142 170V171H141ZM154 170H155V172H154ZM101 171V172H100ZM135 171V172H134ZM144 171V172H143ZM174 171V172H173ZM185 171V172H184ZM192 172V174H194V175H191V172ZM216 171H218V168L216 169ZM228 171L230 172V173H228ZM233 171V172H232ZM260 171V170H259ZM38 172V171H37ZM36 172V173H37ZM106 172H107V170H106ZM145 172H149V174H147V173H145ZM152 172H154L155 173V175H154V173H152ZM189 172H190V174H189ZM206 172H208V175L207 174H205ZM210 172V173H209ZM221 172V171H220ZM71 173V171H68V172H66L65 173V175H67V174H70ZM139 173V174H138ZM142 173H144V174H142ZM158 173V175H162V176H164L166 179H167V177H172L171 179L169 178V179H167V180H162L163 182H165V181H168V189L169 190H167L166 189V192H164L163 191V184H161L160 185V183H156V181L159 179V180H161V179H163V178H161V177H159L158 175H156ZM197 173L199 174V175H202V177L201 176H199V175H197ZM237 173V174H236ZM34 175H35V172L33 173ZM32 174V175H33ZM104 174H106V175H108V173H104ZM129 174V175H130ZM164 174V175H163ZM167 174V175H166ZM172 176H171V175ZM235 174V176H236V183L234 182V183H231L230 184V182H232V181H229V180H233L234 181V178L232 179H230L229 177H232L233 175ZM64 175V176H65ZM97 175L99 176V177H97ZM137 175V177H135ZM144 177H143V176ZM207 177H206V176ZM10 176V175H9ZM121 176V177H120ZM132 176H134V178H132ZM145 176H150V177H145ZM154 176V177H153ZM156 176V177H155ZM234 176V177H235ZM249 178H248V177ZM65 177H67V176H65ZM103 177H101V180L103 179ZM106 177V176H105ZM139 177V178H138ZM153 177V178H152ZM159 177V178H158ZM176 177H177V179H176ZM179 177V178H178ZM191 177V178H190ZM10 178V177H9ZM22 178H20V180L22 179ZM27 177H25V178H23L22 179V181H25L24 179H26ZM124 178V179H123ZM144 178V179H143ZM149 179L150 180V184L152 185V183H154L155 182V185L157 186V184H158V186H159V188H157V187H155L154 185H152V186H154L155 187V189H156V192L158 191V190H160V195H162L161 193V189H162V191L164 192L163 194L164 195H162V196H160L159 197V195H157V193H159V191L156 193H154V190H152L151 191V188L149 187V186H151V185H149L148 186V181H147V179ZM157 178V179H156ZM161 178V179H160ZM197 180H199V181H197ZM261 178V179H260ZM184 179V180H183ZM125 180V181H124ZM146 180V181H145ZM153 180H155L154 182H153ZM158 180V181H159ZM177 180V181H176ZM186 180V181H185ZM226 180H227V182H228V188L226 189L225 188V190L223 189V185H224V187L227 185V184H224V182H226ZM251 180V181H250ZM99 181L100 180H98V182H96V183H98V185H99ZM151 181H152V183H151ZM157 181V182H158ZM193 181V182H192ZM114 182V183H113ZM121 182H123V183H121ZM127 182V183H126ZM128 182L130 183L129 185L130 186H132V187H130L129 185H128ZM146 182V183H145ZM160 182V181H159ZM170 182V183H169ZM200 182V183H199ZM226 182V183H227ZM248 182V183H247ZM252 182V183H251ZM125 183H126V185H125ZM142 183V184H141ZM177 183H179V184H177ZM195 183V184H194ZM101 184V183H100ZM112 184H115V185H112ZM170 184V185H169ZM232 184H235V185H238V187L239 188H241V194L240 195H238V193L240 192L239 190H237V191H235L236 189H239V188H235V187H237V186H234V185H232ZM260 184V185H259ZM97 185V184H96ZM110 185H112V186H110ZM180 185V186H179ZM230 185V186H229ZM36 186V185H35ZM34 185H32V191H33V193H34V191L36 190V189H38L37 187H35ZM53 186H55V187H57L55 184H53ZM53 186H52V188H53ZM100 186V185H99ZM115 186H116V188H115ZM124 186V189L122 188ZM125 186H128V187H125ZM134 186H135V184H134ZM170 186V187H169ZM178 188H177V187ZM189 186V187H188ZM192 186V188L190 189V187ZM219 186H220V192H219V194H215V190L214 189H216V187H217V189L219 188ZM233 186H234V188H235V190H233V192L232 191H230V190H232L233 189ZM259 186L260 187H262V188H259ZM53 188V190H56V188ZM101 187V186H100ZM183 187V188H182ZM188 187V188H187ZM206 187V188H205ZM227 187V186H226ZM229 187H230V190H229ZM231 187H232V189H231ZM256 187V188H255ZM131 188V189H130ZM250 188V189H249ZM0 189H1V191H0V199L3 197V200H4V198H5V200H7V198H8V200H10L9 202H6V204L8 203H10L9 205L7 204V206H10V207H14V209H17V207H15L16 205L17 206H19V204L17 203V202H19L20 201V199H18L17 200V196H21L22 194L21 193H19V195L17 194V192H19V190H17V189H14V190H6L5 191V188L3 189V187H1L0 186ZM116 189V190H115ZM118 189H120V190H118ZM141 189V190H140ZM150 189V190H149ZM158 189V190H157ZM190 189V190H189ZM193 189H195V190H193ZM16 190H17V192H16ZM112 190V191H111ZM132 190V191H131ZM136 190V191H135ZM189 190V191H188ZM194 191V192H192V191ZM222 190H223V192L225 193H222ZM5 191V192H4ZM11 193H13V191L15 192V194H11ZM111 191V192H110ZM120 192V193H118V192ZM125 191L127 192V193H125ZM181 191H183V192H181ZM186 191V192H185ZM226 191H227V193L228 194H226ZM239 191V192H238ZM10 193V197L8 196V194ZM35 192H37V191H35ZM181 192V193H180ZM189 192V193H188ZM251 192V193H250ZM255 192V193H254ZM8 193V194H7ZM109 193H111V195H109ZM168 193V194H167ZM187 193V194H186ZM244 193H245V195H244ZM102 194V195H101ZM128 194V195H127ZM193 194H194V196H193ZM222 194V195H221ZM249 194V195H248ZM257 194H259V195H257ZM263 194V195H262ZM6 195V196H5ZM12 195V196H11ZM36 195V194H35ZM140 195V196H139ZM142 195H143V197H142ZM192 195V196H191ZM218 195V196H217ZM229 195H230V197H229ZM247 195V196H246ZM260 195H262V197L260 196ZM2 196V197H1ZM8 196V197H7ZM16 196V197H15ZM104 198H103V197ZM119 198H118V197ZM124 196V197H123ZM33 197H34V195H33ZM133 197V198H132ZM136 197V198H135ZM141 197V198H140ZM162 197V198H161ZM186 197V198H185ZM217 197H219V198H217ZM228 198V200L229 201H227L226 199ZM233 199H232V198ZM250 197V198H249ZM254 197V198H253ZM259 197V198H258ZM11 198H13V199H11ZM20 198V197H19ZM102 198V199H101ZM127 198V199H126ZM130 198V199H129ZM145 198V199H144ZM183 198V199H182ZM226 198V199H225ZM229 198H231V200L232 201H230V199ZM136 199V200H135ZM148 199H150V200H148ZM159 199V200H158ZM162 199V200H161ZM166 199V200H165ZM196 199V200H195ZM254 199H256V200H254ZM7 200V201H8ZM102 200V201H101ZM120 200H122V201H120ZM143 200V202H141ZM157 200V201H156ZM162 201V203H159V202H161ZM189 200H191V201H189ZM226 200V201H225ZM0 201H2V199L0 200ZM123 201H125V202H123ZM135 203H134V202ZM151 201V202H150ZM250 201V202H249ZM256 201V202H255ZM261 201V202H260ZM4 202V201H3ZM120 203V202H123V204L125 203V209H126V211L125 212H123V215H121L122 214V212H121V214H120V211H119V209L117 210V208H118V205H117V203ZM145 202V203H144ZM157 202V203H156ZM186 202V203H185ZM201 203V204H199V203ZM235 202V203H234ZM90 203V202H89ZM103 203V204H102ZM118 203V204H119ZM139 203H141V204H139ZM142 203H143V205H142ZM185 203V204H184ZM198 203L199 205H196V204ZM234 203V204H233ZM242 203V204H241ZM261 203V204H260ZM88 204V203H87ZM192 204V205H191ZM217 204H219V205H217ZM226 204H228V205H226ZM238 204V205H237ZM12 205V206H11ZM91 205H92V202H91ZM102 205V206H101ZM117 205V206H116ZM140 205H141V207H140ZM157 205V206H156ZM175 205V206H174ZM180 205V206H179ZM194 205H196V207H194ZM250 205V206H249ZM255 205V206H254ZM260 205L262 206V208L260 209ZM4 205L2 204V202H0V212L4 209V207H3ZM93 206V205H92ZM132 206H133V208H132ZM148 206V207H147ZM150 206V207H149ZM198 206V207H197ZM236 206V207H235ZM2 207H3V209H2ZM9 207V208H10ZM94 208H95V205L93 206ZM135 207V208H134ZM140 207V208H139ZM146 207V208H145ZM157 207V208H156ZM182 207V208H181ZM199 207H201V208H199ZM207 207H209L210 208V211H208V209L209 208H207ZM212 207V208H211ZM214 207H216L217 208V210H216V208H214ZM255 207V208H254ZM114 208H116V209H114ZM194 208H195V210H196V208L199 210V209H201V210H196V212H194L195 210H194ZM215 209V210H212V209ZM219 208V209H218ZM249 208V209H248ZM2 209V210H1ZM24 209V208H23ZM135 209V210H134ZM149 209H151V210H149ZM182 209V210H181ZM187 209L189 210V211H187ZM203 209H205L206 211H204ZM260 209V210H259ZM8 210V209H7ZM11 210H13V208L12 209H10V210H8V213L10 214V212L9 211H11ZM129 210V211H128ZM147 210L149 211V212H147ZM219 210V211H218ZM231 210V211H230ZM14 211V210H13ZM16 211V210H15ZM14 211V212H15ZM117 211H119V217L120 218H118V212ZM131 211V212H130ZM143 211V212H142ZM190 211H191V213H190ZM217 211H218V213H217ZM222 211V212H221ZM233 211V212H232ZM252 211V212H251ZM3 212V213H2ZM1 213L2 214H4V212H5V209H4V211H2ZM208 212H210L209 214H207ZM228 212V213H227ZM11 213L13 214V212L11 211ZM125 213V214H124ZM134 213V214H133ZM138 213V214H137ZM152 213V214H151ZM194 213V214H193ZM213 213V214H212ZM256 213V214H255ZM2 214H0V215H2ZM131 214H133V215H131ZM148 214V215H147ZM193 214V215H192ZM207 214V216H205ZM228 214V215H227ZM237 214V215H236ZM95 215V216H94ZM151 215H152V218H151ZM157 215V216H156ZM177 215V216H176ZM235 215V216H234ZM248 215H249V217H248ZM260 215V216H259ZM121 216H125V218L127 217H130L128 220H129V222H128V225L129 226H131L130 227V233H129V238H130V236H131V239H130V242H131V240H133L132 241V243H129V240H128V242L126 243V245H125V243L123 244V242L121 241L123 238L121 237V240H120V238L119 239H117L116 240V238L114 237H112V230L113 229H115L114 227H115V225L117 224V225H119V226H121V225H126L125 224V222L124 221H126V219H123V217H121ZM138 216H140V217H138ZM196 216V217H195ZM206 218L205 220H204V218ZM94 217V218H93ZM96 217V218H95ZM132 217V218H131ZM135 217V218H134ZM149 217V218H148ZM162 217V218H161ZM228 217V218H227ZM256 217V218H255ZM122 218V219H121ZM160 218V219H159ZM166 218V219H165ZM173 218V219H172ZM188 218V219H187ZM195 218V219H194ZM232 218V219H231ZM236 218H237V220H236ZM94 219V220H93ZM116 219L120 222V224L119 223H117L116 222ZM150 219V220H149ZM152 219V220H151ZM158 219V220H157ZM174 219H175V221H174ZM178 219V220H177ZM181 219V220H180ZM202 219L204 220V221H202ZM242 221H241V220ZM262 219V220H261ZM124 220V221H123ZM130 220H131V222H130ZM167 220H169V222L167 221ZM198 220H200V221H198ZM208 220V221H207ZM2 221L3 222H1L0 221V224H1V226H2V228H4L3 229V231L4 232H2L3 234H5V233H7V234H5L6 235V237H8L9 236V232H7V230H6V228H5V221L2 219ZM26 225H27V220H22ZM108 221V222H107ZM136 221V222H135ZM162 221V222H161ZM206 221V224H208L209 223V227L206 225V227H204L205 226V223H203V222H205ZM231 221V222H230ZM115 222H116V224H115ZM143 222V223H142ZM146 222H147V224H146ZM149 222V223H148ZM178 222H179V224H178ZM183 222V223H182ZM191 222V223H190ZM198 222V223H197ZM199 222H201V223H199ZM234 224H233V223ZM24 223H22V225H24ZM114 223V224H113ZM175 223H177V224H175ZM223 223H224V226H223ZM226 223V224H225ZM262 223V224H261ZM104 224V225H103ZM131 224V225H130ZM189 224V225H188ZM191 224V225H190ZM198 224H200V225H198ZM247 226H246V225ZM255 224L257 225V227L255 226ZM96 225L98 226V227H96ZM167 225V226H166ZM184 225L186 226V227H184ZM204 225V226H203ZM226 225V226H225ZM241 225V226H240ZM25 226V225H24ZM23 226V227H24ZM87 226V225H86ZM90 225H88V227H91ZM114 226V227H113ZM146 226H148V228L146 227ZM173 226V227H172ZM195 226V227H194ZM198 228H197V227ZM107 227H108V229H107ZM144 227V228H143ZM168 227H170V228H168ZM199 227H201V228H199ZM25 229L27 228V226L26 227H24ZM96 228V229H95ZM102 228V229H101ZM146 228V229H145ZM168 228V229H167ZM175 230H174V229ZM183 228H184V230H183ZM256 228V229H255ZM132 229V230H131ZM177 229V230H176ZM190 229V230H189ZM201 229H202V231H201ZM203 229H206V230H203ZM211 229V230H210ZM214 229V230H213ZM225 229V230H224ZM227 229V230H226ZM234 229V230H233ZM134 230V231H133ZM146 230V231H145ZM150 230V231H149ZM169 230V231H168ZM179 230V231H178ZM193 230V231H192ZM209 230V231H208ZM231 230V231H230ZM254 230V231H253ZM146 233H145V232ZM187 231V232H186ZM195 231V232H194ZM205 231H207V232H205ZM216 232V233H214V232ZM225 231H226V233H225ZM256 231V232H255ZM260 231V232H259ZM25 232H27V229H26V231ZM24 232V233H25ZM151 232V233H150ZM181 232V233H180ZM185 233V236H183L184 235V233ZM202 232V233H201ZM228 232V233H227ZM1 233V234H2ZM152 233H153V235H152ZM166 233V234H165ZM188 233V234H187ZM246 233V234H245ZM255 233V234H254ZM103 234V235H102ZM174 234V235H173ZM180 234H181V236H180ZM202 234V235H201ZM205 236H204V235ZM214 237H212L211 235ZM254 234V235H253ZM13 235H15V234H13ZM102 235V236H101ZM107 237H106V236ZM110 235V236H109ZM197 235V236H196ZM200 235V236H199ZM209 235V236H208ZM4 236V235H3ZM98 236V237H97ZM105 236V237H104ZM146 236V237H145ZM169 236V237H168ZM178 236V237H177ZM184 238H183V237ZM222 236V237H221ZM225 238H224V237ZM232 236V237H231ZM259 236V237H258ZM10 237H12V236H10ZM155 237H156V239H155ZM159 237H160V239H159ZM204 239H203V238ZM220 237H221V239H220ZM142 238V239H141ZM144 238V239H143ZM150 238V239H149ZM181 238H183V239H181ZM196 238V239H195ZM211 238L213 239V240H211ZM219 238V239H218ZM229 238V239H228ZM255 238V240H253ZM102 239H103V241H102ZM170 239H171V241H170ZM263 239V240H262ZM139 240V241H138ZM142 240H143V242H142ZM156 240V241H155ZM184 240V241H183ZM202 240H203V243H202ZM229 240V241H228ZM241 240V241H240ZM245 240V241H244ZM247 240V241H246ZM145 241V242H144ZM173 241V242H172ZM214 241H216V242H214ZM218 241V242H217ZM101 242V243H100ZM105 242V243H104ZM142 242V243H141ZM160 242V243H159ZM195 242V243H194ZM199 242V243H198ZM214 242V243H213ZM222 242V243H221ZM232 242V243H231ZM243 242V243H242ZM254 242V243H253ZM101 244V245H99V244ZM102 243H104V244H102ZM136 243V244H135ZM145 245H144V244ZM179 243V244H178ZM200 243H202V244H200ZM220 243V244H219ZM98 244V245H97ZM134 244V246H131V245H133ZM139 244V246L137 247L136 245H138ZM151 244V245H150ZM182 244H184V245H182ZM210 244V247L208 246V245ZM219 244V245H218ZM222 244V245H221ZM227 244V245H226ZM242 244V245H241ZM253 244V245H252ZM21 245V244H20ZM98 246V248L99 249H95V247H97ZM125 245V246H124ZM129 245V246H128ZM141 245V246H140ZM164 245V246H163ZM201 247H200V246ZM203 245H205V246H203ZM213 245V246H212ZM215 245V246H214ZM217 245V246H216ZM231 245V246H230ZM233 245V246H232ZM104 246V247H103ZM199 246V248H197ZM255 246V247H254ZM82 247H84V246H82ZM142 247V248H141ZM210 249H209V248ZM222 247V248H221ZM259 247V248H258ZM21 248H22V245H21ZM207 248V249H206ZM221 248V249H220ZM256 248V249H255ZM101 249V250H100ZM159 251H158V250ZM189 249V250H188ZM195 249V250H194ZM236 249H237V251H236ZM247 249V250H246ZM99 250V251H98ZM108 250H109V254H106V253H108ZM139 250V251H138ZM146 250V251H145ZM163 250V251H162ZM198 250V251H197ZM206 250V251H205ZM209 250V251H208ZM214 250V251H213ZM226 250V252L224 253V251ZM238 250H240L239 252H238ZM250 251V253H249V251ZM93 251V252H92ZM103 251V252H102ZM105 251V252H104ZM144 251V252H143ZM197 251V252H196ZM217 251V252H216ZM222 251V252H221ZM261 251V252H260ZM3 251L1 250V246H0V260H2V258L4 259V260H2V262L3 261H5V263L3 262V264H7L8 262L9 263H13L14 264V262H13V256L11 257V255L9 254V252H3ZM97 252V253H96ZM102 252V253H101ZM111 252V253H110ZM140 252H142V253H140ZM162 252H164L163 254H162ZM195 252V253H194ZM214 252V253H213ZM4 253H5V258L7 259V260H5V258H4ZM6 253H7V255L9 256V257H11V258H7V255H6ZM104 253V254H103ZM119 255H118V254ZM158 253H161V254H158ZM194 253V254H193ZM212 253H213V255H212ZM219 253V254H218ZM222 253V254H221ZM236 253V254H235ZM257 254V256H256V254ZM152 254V255H151ZM155 254V255H154ZM183 254V255H182ZM187 254H188V257H186L187 256ZM196 254V255H195ZM210 256H209V255ZM255 254V255H254ZM96 255V256H95ZM115 255V256H114ZM212 255V256H211ZM221 255V256H220ZM231 255V256H230ZM100 256V257H99ZM102 256V257H101ZM153 258H152V257ZM156 256V257H155ZM195 256V257H194ZM206 256V257H205ZM214 256V257H213ZM220 256V257H219ZM224 256H225V258H224ZM237 256V257H236ZM106 257V258H105ZM118 257V258H117ZM120 257V258H119ZM138 257V258H137ZM197 257V258H196ZM249 257V258H248ZM260 257H261V259H260ZM96 258V259H95ZM100 258V259H99ZM103 258V259H102ZM159 258V259H158ZM161 258V259H160ZM184 260H183V259ZM186 258V259H185ZM190 258V259H189ZM194 258H196V259H194ZM212 258V259H211ZM216 258H217V260H218V258H219V261L217 262V260H216ZM102 259V260H101ZM109 259V260H108ZM113 259H114V261H113ZM141 259H142V261H143V263H142V261H141ZM170 259V260H169ZM224 261H223V260ZM241 259H243L244 261H242ZM249 259H251L250 261H249ZM24 260V261H23ZM140 260V261H139ZM158 260V261H157ZM161 260V261H160ZM163 260H166V262L164 261L163 262ZM174 260H176V261H174ZM190 260V261H189ZM196 260V261H195ZM225 260H227V261H225ZM245 260H246V262H245ZM20 261H21V259H19V263H20ZM27 261V259L25 260V259H23L22 258V261H21V263L23 264H28V262H26ZM77 261V263L78 264H81L80 263V261L79 260H76ZM107 261V262H106ZM115 261H117V262H115ZM119 261V262H118ZM139 261V262H138ZM146 261V262H145ZM160 261V262H159ZM26 262V263H25ZM110 262V263H109ZM172 262V263H171ZM174 262H176V263H174ZM196 262V263H195ZM201 262V263H200ZM203 262V263H202ZM232 262V263H231ZM238 262V263H237ZM243 262V263H242ZM11 263V264H12ZM20 263V264H21ZM76 262H75V264H77ZM149 263V264H150Z\"/></svg>","mask_w":264,"mask_h":264}]
</instances>
